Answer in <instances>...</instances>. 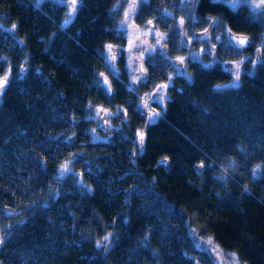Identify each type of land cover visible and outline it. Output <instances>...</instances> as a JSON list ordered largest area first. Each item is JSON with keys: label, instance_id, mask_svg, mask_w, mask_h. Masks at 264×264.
<instances>
[{"label": "trees", "instance_id": "16d2710c", "mask_svg": "<svg viewBox=\"0 0 264 264\" xmlns=\"http://www.w3.org/2000/svg\"><path fill=\"white\" fill-rule=\"evenodd\" d=\"M77 2L70 18L62 0H0V264H213L204 242L264 264V11L197 0L190 21L181 0H147L134 23L163 36L136 52L125 0ZM180 17L223 36L185 72ZM167 82L150 121L141 102Z\"/></svg>", "mask_w": 264, "mask_h": 264}, {"label": "rangeland", "instance_id": "374dc122", "mask_svg": "<svg viewBox=\"0 0 264 264\" xmlns=\"http://www.w3.org/2000/svg\"><path fill=\"white\" fill-rule=\"evenodd\" d=\"M69 8L70 11V18L72 17L76 6H77V0H62ZM147 0H125V21L124 27L126 28L128 32V38L129 42L128 45L124 47V50L131 51L135 50H142L149 52L152 50L153 45L157 44L158 40H161L163 33L158 30L157 28H150L149 26H137L134 23V16L137 11V8L141 2H144ZM229 5L232 8H238L241 5H246L253 9L256 12L264 11V0H220ZM197 0H181V10L186 14L189 15V13H192L193 16L190 18H194V9L196 7ZM210 20V18L208 19ZM154 21V20H152ZM211 21V20H210ZM151 22V21H150ZM155 22V21H154ZM194 22H196L194 20ZM209 22V21H208ZM149 24V23H148ZM196 23L190 22L187 17H180L177 20V31L181 39V45L186 47V51L180 55H178L176 58H172L173 63L176 65L177 70L181 72H185L187 69V63L189 58H199L203 53V51L207 49H214L217 45L219 40L223 39V36L221 38L220 34H213L210 28L201 29L198 30L195 28ZM10 30H13L11 28ZM227 32V30H226ZM198 47L199 49H197ZM209 47V48H208ZM214 47V48H213ZM202 48V49H200ZM122 47L117 45H107L105 50V55L107 59L110 62H115L120 58L122 55ZM187 52V53H186ZM249 55H246L243 57V60L248 59ZM243 60L237 61L232 66V73L234 74L235 79H239L242 70H243ZM130 63V62H129ZM229 68V67H227ZM134 71L136 74L139 72L138 63H136ZM139 76H137L134 80L139 81ZM171 85V82L164 83L160 85L156 90L153 92H150L144 99L142 100L141 104V110L144 111V113L148 116V119L154 120V118L158 115V112L153 108L152 106V100H156L159 102L163 101V98L160 96L165 93L167 96L169 87ZM112 113L105 111L101 112L99 115V120L102 122V124H107V118L110 117ZM1 233V231H0ZM199 247L204 248L213 259V264H237L235 257L229 258L228 255L223 254L218 248H216L214 245H212L209 242H204L199 245Z\"/></svg>", "mask_w": 264, "mask_h": 264}, {"label": "water", "instance_id": "95a60500", "mask_svg": "<svg viewBox=\"0 0 264 264\" xmlns=\"http://www.w3.org/2000/svg\"><path fill=\"white\" fill-rule=\"evenodd\" d=\"M148 26L150 28H154L155 22L154 21L149 22ZM227 36L231 44L238 50L245 51L249 49L252 45V38L246 34H238L233 31H228ZM263 38H264V35H263ZM256 52H257V57H258L260 50L257 49ZM138 67H139L138 73L141 75H146L147 71L144 65V61L142 59L138 61ZM20 73L23 74V70ZM10 78H11L10 75L0 77V91L9 85ZM99 81H100L102 88L107 93V95L110 97L113 96L114 89L112 87L111 81L108 78V76L105 74L100 75ZM158 164L160 166H165L166 168L168 167L167 159L160 160ZM6 213L8 215H14V212L11 210H7ZM1 247H2V240H1V235H0V249Z\"/></svg>", "mask_w": 264, "mask_h": 264}, {"label": "flooded vegetation", "instance_id": "af4514ba", "mask_svg": "<svg viewBox=\"0 0 264 264\" xmlns=\"http://www.w3.org/2000/svg\"><path fill=\"white\" fill-rule=\"evenodd\" d=\"M78 1V0H77ZM63 2V1H62Z\"/></svg>", "mask_w": 264, "mask_h": 264}]
</instances>
